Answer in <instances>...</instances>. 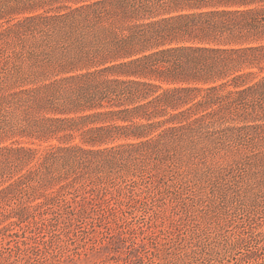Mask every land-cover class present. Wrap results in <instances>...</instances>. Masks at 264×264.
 Masks as SVG:
<instances>
[{"label":"trees","instance_id":"1","mask_svg":"<svg viewBox=\"0 0 264 264\" xmlns=\"http://www.w3.org/2000/svg\"><path fill=\"white\" fill-rule=\"evenodd\" d=\"M23 139L59 145L30 167ZM193 181L264 196V0H0V264L52 261L60 222L121 230Z\"/></svg>","mask_w":264,"mask_h":264},{"label":"rangeland","instance_id":"2","mask_svg":"<svg viewBox=\"0 0 264 264\" xmlns=\"http://www.w3.org/2000/svg\"><path fill=\"white\" fill-rule=\"evenodd\" d=\"M253 72L258 74L259 70ZM20 142L36 151L30 167L59 145L54 139ZM75 143H80V139ZM185 168L178 171L184 178ZM149 183L140 188L147 189ZM128 184L129 189L137 190L133 183ZM196 184L187 182L177 197L173 193L156 195L148 205L138 209L125 206L127 212L118 215V221L124 222L121 230L117 228V219L110 218L109 231L90 234L82 231L79 239L71 240L66 237L69 226L60 222L46 231L45 237L66 241L69 251L44 264H264V196L257 199L244 196L226 203L205 197L210 194L206 190L202 199L196 200L199 192ZM131 229H137L138 239L146 237L145 246L136 244L123 232Z\"/></svg>","mask_w":264,"mask_h":264}]
</instances>
